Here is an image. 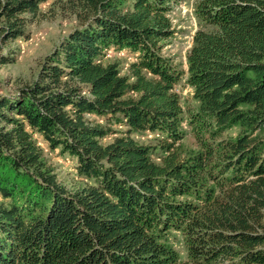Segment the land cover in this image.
Instances as JSON below:
<instances>
[{
	"label": "trees",
	"instance_id": "obj_1",
	"mask_svg": "<svg viewBox=\"0 0 264 264\" xmlns=\"http://www.w3.org/2000/svg\"><path fill=\"white\" fill-rule=\"evenodd\" d=\"M44 1L0 0V42L26 36ZM175 1H72L81 21L0 94V264H264V0L196 1L188 109L163 52ZM111 46L137 54L128 72L104 61ZM186 121L198 148L183 147ZM39 137L88 182L63 183Z\"/></svg>",
	"mask_w": 264,
	"mask_h": 264
},
{
	"label": "rangeland",
	"instance_id": "obj_2",
	"mask_svg": "<svg viewBox=\"0 0 264 264\" xmlns=\"http://www.w3.org/2000/svg\"><path fill=\"white\" fill-rule=\"evenodd\" d=\"M75 0H46L41 3L42 14L37 20L32 21L27 27V35L0 42V55L7 54L13 57L10 62H0V94H13L18 88L35 79L38 74L40 62L46 53L57 44L60 39L81 21L82 9L73 7ZM197 0H178L172 4L171 17L176 28L175 34L164 40L163 52L173 57L179 68L185 70L183 77L175 84V90L180 95L181 101L188 109L191 105L198 104L193 96V87L187 82V52L192 45L193 34L198 27L195 13V3ZM111 51L112 55L108 56ZM115 53L119 56L112 57ZM137 54L127 48L116 49L113 46L104 50V61H119L122 73L129 71V64L136 59ZM1 57V56H0ZM188 112L186 116L188 117ZM97 118L94 114L88 115ZM98 120V119H97ZM102 121V119H99ZM117 131L104 137L103 142H108L114 136L121 134L125 126L117 122L111 124ZM186 130L182 139L183 147L186 150L198 148L199 141L194 131L186 121L183 123ZM239 130L236 127L225 134H235ZM141 142L155 143L158 133L146 131L135 134ZM40 138V137H39ZM40 144L44 147L47 162L52 165L58 178L69 188L75 189L79 185L88 182L86 178L78 175L76 169V158L64 153L60 148L52 149L47 142L40 138ZM160 149L155 150V158L160 160ZM170 238L175 247L181 252L182 260H187L186 245L182 233L174 231Z\"/></svg>",
	"mask_w": 264,
	"mask_h": 264
},
{
	"label": "built area",
	"instance_id": "obj_3",
	"mask_svg": "<svg viewBox=\"0 0 264 264\" xmlns=\"http://www.w3.org/2000/svg\"><path fill=\"white\" fill-rule=\"evenodd\" d=\"M112 55V52L111 51H109L108 52V56L107 57H109V56H111Z\"/></svg>",
	"mask_w": 264,
	"mask_h": 264
}]
</instances>
